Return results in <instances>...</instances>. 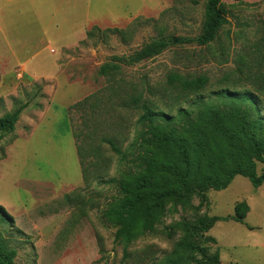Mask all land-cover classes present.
Listing matches in <instances>:
<instances>
[{"label":"rangeland","instance_id":"obj_1","mask_svg":"<svg viewBox=\"0 0 264 264\" xmlns=\"http://www.w3.org/2000/svg\"><path fill=\"white\" fill-rule=\"evenodd\" d=\"M221 2L228 24L205 47L177 44V38L201 33L205 0H47L44 28L31 8L22 11L18 27L26 37L0 42V118L28 103L13 132L0 136V206L13 218L7 237L17 264H161L187 234L179 226L168 237L172 225L234 216L239 204L248 207L247 213L238 207L246 225L219 221L192 242L217 251L220 264H264V184L255 189L240 176L225 190H209L187 205L167 204L155 231L128 246L129 258L122 263L125 248L100 217L117 192L96 181L83 183L67 113L72 104L103 90L95 111L73 114V125L82 140L86 124L96 133L89 145L105 136L126 150L139 112L122 107L120 100L140 95L174 115L196 98L174 102L178 88L170 87L167 78L176 74L206 76L204 101L214 100L212 93L219 90L250 91L264 114V0ZM92 26L124 30L130 39L123 43L109 33L95 46L80 45ZM160 37L175 42L154 58L123 67L115 77L122 92L113 97L110 88L116 85L97 75L99 67ZM101 150L107 158L101 167H107L104 179L118 177L117 157L107 145ZM256 170L260 174L263 166L257 164Z\"/></svg>","mask_w":264,"mask_h":264},{"label":"trees","instance_id":"obj_2","mask_svg":"<svg viewBox=\"0 0 264 264\" xmlns=\"http://www.w3.org/2000/svg\"><path fill=\"white\" fill-rule=\"evenodd\" d=\"M137 22L134 20L133 23ZM227 24L221 0H205L201 33L195 38H177V44L208 46ZM109 33L118 36L123 43L130 39L124 30H100L92 26L86 31L85 40L79 44L85 46L89 41L95 46L96 41H105ZM174 42L160 37L128 56H113L99 67L97 75L110 78V82L116 85L110 88V92L118 99L117 95L122 92L118 83L121 80L117 81L115 77L120 75L122 68L154 58ZM207 83L206 76L186 79L176 74L169 75L167 84L178 88V94L173 98L175 103L189 95L196 97L188 108H179L174 115L156 109L140 95L121 99L122 107L139 112L135 122L137 130L126 150L120 149L114 138L105 136L98 139L97 145H89L94 142L96 133L91 132L86 124L82 140L81 133L73 125V114L87 109L91 113L95 111L96 103L103 98V90L67 109L83 183L87 186L96 181L98 185L113 186L117 192L107 202L100 217L115 230V241L125 248L122 263L129 258L128 246L155 231L167 204L187 205L191 198H203L209 190H225L238 176L247 179L255 189L264 184V114L256 96L247 90L224 89L212 93L214 100L204 101L200 94ZM261 92L264 97V89ZM27 107L28 103L20 104L0 118V136L13 132ZM102 145H107L117 157L118 177L104 179L107 167L103 170L101 167L107 158L101 150ZM257 164L263 166L260 174L256 170ZM65 197L69 199V196ZM238 207H243L244 213L248 212L245 204H239L235 206L234 216L202 217L195 224L180 222L172 225L168 237L179 226L187 234L174 245L161 264H220L217 251L211 253L207 247L193 244L192 239L202 236L219 221L246 225L245 216L239 213ZM12 225V216L0 206V264H17L16 249L7 237ZM205 240L215 244L213 238Z\"/></svg>","mask_w":264,"mask_h":264},{"label":"crops","instance_id":"obj_3","mask_svg":"<svg viewBox=\"0 0 264 264\" xmlns=\"http://www.w3.org/2000/svg\"><path fill=\"white\" fill-rule=\"evenodd\" d=\"M46 2L47 0H0V42L10 44L11 37L13 41H15L16 38L26 37V34L21 32V27H18V21L20 20L19 17H21L22 11H26L28 8L34 11L37 21H39L44 28L45 16L43 17L42 15V4ZM58 13L59 11L56 10L50 14L53 15ZM16 42L19 41L16 40Z\"/></svg>","mask_w":264,"mask_h":264}]
</instances>
